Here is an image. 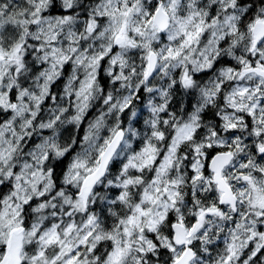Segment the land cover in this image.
Returning a JSON list of instances; mask_svg holds the SVG:
<instances>
[{"label": "clouds", "instance_id": "clouds-1", "mask_svg": "<svg viewBox=\"0 0 264 264\" xmlns=\"http://www.w3.org/2000/svg\"><path fill=\"white\" fill-rule=\"evenodd\" d=\"M93 2L0 0V32L10 18L29 21L12 25L17 29V39L26 43L40 28H46L49 19L57 14V9L66 10V6L71 4L76 9V22L83 23L82 13L91 12ZM188 3L207 13L208 17L215 16L217 23L209 27L207 34L198 42L185 47L178 59L158 60L148 79L144 77L146 46L162 56L168 46L175 48L184 39L174 20L169 21L163 38L151 26L141 28L143 35L133 34L135 44L118 47L115 53L105 56L103 63H93L91 57L104 51L103 46L111 43L110 36L107 32L100 39L95 35L90 36L84 43L89 59L76 63L75 57L83 55V51L69 53L73 56V62L67 68L57 69L59 74L47 82L39 77V72H44L47 65L43 64L38 53L33 52L22 75L30 91L40 97V107L33 109L36 112L33 118L28 114L32 108L29 102L22 112H17L14 118L10 117L11 124L0 136V149H3V157L0 158V247L6 246L10 238L9 221L13 222L12 226H17L27 220L28 230L33 225L43 228L46 222L61 223L66 219L64 210L69 209L72 218L82 223L85 213H77L71 207L76 200L74 194L79 192L85 177L93 175L99 153L105 149L106 140L112 139L116 131H122L123 135L114 145L109 167L94 175L88 198L87 211L96 217V223L100 226L98 233L103 236L106 231L104 225L111 228L122 216H126L143 189L160 187L162 190L173 179L180 181L181 195L177 197L175 208L165 203L167 197L152 206V215L145 217L144 222L157 220L158 223L155 232L145 233L147 238L158 236L163 241L166 234L168 224L159 222L158 209L166 207L174 216H183L188 220L196 214L197 207L205 206L207 192H201L200 186L188 175L189 161L196 159L194 148L197 145L203 152L209 144L215 147L217 141L229 144L232 140L223 122L218 126L213 114L222 115L226 111V105L221 103L223 96L240 84L239 80L230 77L228 69L248 55V19L256 13H264V0H180L177 16L186 14ZM151 4L152 0H138L141 13L138 17L130 18V31L131 26L142 24L143 14ZM36 7L41 10L38 14L41 24L33 26L30 23L34 18L31 13ZM226 17L231 18L227 23ZM99 27L103 31V26ZM74 28V24L65 26L64 31ZM212 33H216V36ZM221 36L227 40L226 43L220 39ZM63 42L62 36L58 46H62ZM3 43L4 37L0 36V44ZM37 46L30 45L29 51ZM116 56L119 59L113 64V57ZM33 67L38 70L36 74H33ZM185 73L189 82H182L181 77ZM89 78L93 81L91 87L81 91V82ZM38 83L46 85L44 95L36 87ZM244 84L248 85V81L245 80ZM125 104L128 107L121 111V106ZM28 119H32L30 126L25 124ZM49 124L50 127L42 126ZM214 130L218 131L215 137L212 136ZM153 132H163V137H155ZM237 134L242 151L238 152L234 164L229 166L235 170H239L240 155H251V142L244 143L249 132L239 125ZM189 135L191 139H184ZM18 137L27 138L20 142ZM147 146L154 149L151 155L164 159L161 171L151 164L142 167L149 155L143 151ZM69 151L71 155L65 160V154ZM45 154L50 159L44 160ZM62 160L63 172L59 168L53 172L54 166ZM130 161L135 162L136 169ZM169 162L172 163L169 165ZM18 173L27 179H17ZM150 174L157 177V184L151 183ZM136 175L143 176V183L135 182ZM129 178H133L131 185L127 183ZM259 179L264 184V177ZM117 188L125 194L124 200L113 194L112 190ZM197 192H201L199 205L196 204ZM238 210L241 213L249 211L246 205L238 206ZM234 215L226 208L224 219L215 215L205 219L201 231L193 239V244L202 250V255L196 258L200 264H211V260L221 251L225 238L231 236L230 218ZM28 230L24 234L25 247L30 242L36 243L34 237L27 235ZM246 236L244 232L239 233L240 238L236 241L238 251L232 264H264V251L251 255L259 241H247ZM119 238L121 241L125 239L123 235ZM109 245L110 241L105 236L98 242L100 251L95 256H103ZM81 251L87 256L89 264H104L103 260L95 259L84 249ZM158 252L159 249L153 253L152 260L146 256L141 259L145 264H162ZM136 256L134 245L126 264H135ZM22 259L24 264H29L27 252L22 254Z\"/></svg>", "mask_w": 264, "mask_h": 264}, {"label": "snow or ice", "instance_id": "snow-or-ice-1", "mask_svg": "<svg viewBox=\"0 0 264 264\" xmlns=\"http://www.w3.org/2000/svg\"><path fill=\"white\" fill-rule=\"evenodd\" d=\"M187 8L186 14L177 16L180 0H167L166 3L165 0H152L149 10L143 14L142 24L131 26L130 31V18L138 17L141 13L138 0H94L92 11L82 13L83 23L76 22L74 16L76 9L68 4L66 10L57 9V14L49 19L46 28H40L38 33L26 43L17 39V29L12 25H22L29 21H16L10 18L8 24L0 32V36L4 37V43L0 44V136L4 135V129L11 124L10 117L14 118L17 112H22L29 102L32 108L29 109L28 114L33 118L36 117L33 109L40 107V97L34 91H30L27 86L28 82L22 75L33 52L38 53L40 60L47 65L44 72H39V77H43L47 82L54 75L59 74L57 69L67 68L73 62V56L69 53L76 54L83 51V55L75 57L76 63L89 59L84 43L90 36L95 35L97 39H100L105 32L110 36L111 43L103 46L104 51L91 57V62L103 63L105 56L115 53L118 47L135 44L133 34L143 35L141 28L147 29L151 26L152 30L159 32L163 38L169 21L174 20L184 39L175 48L168 46L166 50H163L162 56L150 46H146L144 77L148 79L151 69L155 67L158 60L178 59L185 47L198 42L202 36L207 34L208 28L217 23L215 16L208 17L207 13L196 9L192 3H188ZM40 11V8L36 7L31 13L34 17L30 21L31 25L41 24V18H38ZM230 19L226 17L225 22L227 23ZM73 24L74 29L64 31L65 26ZM99 26H103V31ZM247 29L249 32L248 55L228 69L230 77L239 80L240 84L232 92L223 96L221 103L226 105V111L222 115L213 114L218 126L223 122L232 140L229 144H225L222 140L217 141L215 147L209 144L205 146L203 152L197 145L194 148L197 153L196 159L189 161L188 175L200 186L201 192H207L204 197V207H197L196 214L188 220H185L183 216H174L166 207L158 209L159 222L168 224L166 234L163 241L158 236L147 238L145 233L155 232L158 223L157 220L144 222L145 217L152 215V206L167 197L165 203H170L175 208L177 197L181 195L180 181L173 179L162 190L160 187L152 190L143 189L137 195L135 205L126 216H122L111 228L104 225L106 231L103 236L98 233L97 228L100 226L96 223V217L87 211L88 198L92 190L94 175L102 173L105 168L109 167L114 145L123 135L122 131H116L112 139L106 140L105 149L99 153L93 175L85 177L79 192L74 194L76 200L71 207L77 213H85L83 222L77 223L72 218V212L69 209L64 210L66 219L61 223L46 222L43 228L33 225L28 230L27 220L17 226H12L13 222L9 221L10 238L6 246L0 247V264H24L22 259L24 252L29 254V264H89L87 256L81 249L95 256L100 251L97 246L98 242L105 236L110 241L109 248L103 256H95V259L103 260L104 264H126L134 245L137 253L134 258L135 264H145L141 259L144 256L152 260L153 253L157 249H159L157 253L159 261L162 264H200L196 258L202 255V250L193 244V239L201 231L207 217L215 215L224 219L226 208L235 214L230 218L232 220V227L229 228L231 236L225 238L221 251L211 260V264H232L238 251L236 241L240 238V232L247 234V241H259L251 255L255 256L257 251H264V184L259 179L264 177V13L251 15ZM212 35L216 36V33ZM62 36L63 45L58 46V41ZM220 39L227 42L223 36ZM34 44L38 46L29 51V46ZM118 59L119 56L113 57L112 63L115 64ZM34 63L33 61V65ZM37 72L38 70L33 67V74ZM181 79L182 82H189L186 73ZM245 80L248 81V85L244 84ZM92 82L90 78L81 82V91L90 88ZM36 87L40 89L41 95L47 92L45 84L38 83ZM77 95H80L79 91ZM108 100H111V97H108ZM127 107V104L122 105L121 111L126 110ZM164 123L166 124L167 121ZM25 124L30 126L32 119L25 121ZM239 125H243V128L249 132L244 143L251 142V155H240L239 170H235L229 166L234 164L238 152L242 151L238 143ZM42 126L50 127L51 125ZM12 131L15 130L12 129ZM217 134V130L212 132L213 137ZM152 135L162 138L163 132H153ZM26 138L18 137V140L23 142ZM184 139H191V136H185ZM143 151L149 155L144 159L142 167L151 164L156 167L157 171H161L165 163L164 159L151 155L150 153L154 151L151 146L145 147ZM70 155L71 151L66 153L65 160ZM2 157L3 149H0V158ZM43 159L48 160L50 157L45 154ZM130 163L134 169L137 168L134 161ZM171 163L169 162V165ZM56 168L63 172L64 161L57 162L53 172ZM150 176L151 183L157 184V177L151 174ZM21 178L27 179L18 173L17 179ZM134 179L136 183H143L141 175H136ZM127 183L131 185L133 178H129ZM112 191L114 195L119 196L120 200L125 199V194L120 189ZM201 192L195 193L198 198L197 205L200 203ZM25 203L27 204L28 201ZM145 205L148 206L145 207ZM244 205L249 209L248 213L239 212L238 206ZM26 230H28L27 235L36 240V243L30 242L27 247L24 243ZM17 233H19L18 237ZM120 235L124 236L123 241L120 240Z\"/></svg>", "mask_w": 264, "mask_h": 264}]
</instances>
